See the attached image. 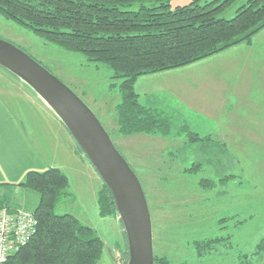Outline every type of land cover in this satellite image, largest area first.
Returning <instances> with one entry per match:
<instances>
[{"label":"rangeland","instance_id":"1","mask_svg":"<svg viewBox=\"0 0 264 264\" xmlns=\"http://www.w3.org/2000/svg\"><path fill=\"white\" fill-rule=\"evenodd\" d=\"M191 1L170 0V6ZM245 2L233 0L219 17L231 18ZM0 38L58 77L106 127L144 190L154 256L169 264H264V27L158 81L139 78L140 103L144 92L154 91L149 98L170 115L172 127L169 136L130 138L128 153L119 147L114 124L105 126L101 116L115 111L121 82L106 64L47 42L1 13ZM0 87L14 96L41 153L40 171L58 168L68 178L55 212L75 215L101 237L96 264H127L124 226L118 212L100 215L103 181L80 146L30 86L1 67ZM213 106L218 115H205Z\"/></svg>","mask_w":264,"mask_h":264},{"label":"trees","instance_id":"2","mask_svg":"<svg viewBox=\"0 0 264 264\" xmlns=\"http://www.w3.org/2000/svg\"><path fill=\"white\" fill-rule=\"evenodd\" d=\"M232 1L192 0L172 8L170 0H0V13L47 42L106 64L112 77L121 79L115 105L119 135L169 136L170 115L154 107L153 98L146 105L140 103L135 79L250 40L264 27V0H246L231 18L219 17ZM183 127L187 129L185 124ZM102 185L97 195L99 213L114 215V199ZM19 186L39 194L33 211L37 226L30 240L4 264H96L103 251L101 237L75 215L55 212L58 201L67 194V176L53 167L30 171ZM3 207L8 208L4 196L0 197V209ZM124 255L129 260L127 243ZM154 264L169 263L154 256Z\"/></svg>","mask_w":264,"mask_h":264},{"label":"water","instance_id":"3","mask_svg":"<svg viewBox=\"0 0 264 264\" xmlns=\"http://www.w3.org/2000/svg\"><path fill=\"white\" fill-rule=\"evenodd\" d=\"M0 67L23 80L48 105L110 191L127 238L128 264H154L152 224L144 190L96 115L46 67L1 38Z\"/></svg>","mask_w":264,"mask_h":264},{"label":"crops","instance_id":"4","mask_svg":"<svg viewBox=\"0 0 264 264\" xmlns=\"http://www.w3.org/2000/svg\"><path fill=\"white\" fill-rule=\"evenodd\" d=\"M171 73V69H167L139 75L134 82L135 92L140 98V91L136 84V82L138 83L139 78L141 79L143 77L142 79L146 82L152 80L158 81L163 75H169ZM7 80L10 81V78H4V82L7 83ZM170 80H168V82ZM247 80L249 81V79ZM178 84L180 86L185 85L183 81L178 82L177 85ZM219 84V81L216 80V85ZM145 93L146 92H144L143 97L144 105L149 102V100H147L149 96L155 94L154 91L149 94ZM15 106L16 101L13 94L7 89L0 87V197H5V205H8L10 209L20 208L33 212L39 202V194L33 189L19 186V183L30 171L42 172L40 170L42 169L44 162L40 157L41 153H39L33 145L30 130L24 125L23 118L17 113L18 110L15 109ZM205 115L216 116L218 115V111L214 113L213 106L210 111L205 113ZM101 116L105 126L110 123V127L114 124L117 129L115 111L108 116H106L105 113ZM55 117L58 119L56 115ZM58 121L63 125L59 119ZM116 129H114L116 131V139L120 144L119 147H121L125 153L129 152V148L124 144H126L130 138L138 136H154V134L136 133L128 135V137H121L118 136L119 134H117ZM114 145L117 147L116 143H114Z\"/></svg>","mask_w":264,"mask_h":264},{"label":"built area","instance_id":"5","mask_svg":"<svg viewBox=\"0 0 264 264\" xmlns=\"http://www.w3.org/2000/svg\"><path fill=\"white\" fill-rule=\"evenodd\" d=\"M37 220L32 211L0 209V264L25 245L36 231Z\"/></svg>","mask_w":264,"mask_h":264}]
</instances>
